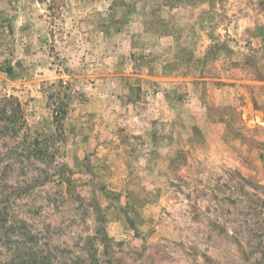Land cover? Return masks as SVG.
I'll use <instances>...</instances> for the list:
<instances>
[{
  "label": "rangeland",
  "instance_id": "obj_1",
  "mask_svg": "<svg viewBox=\"0 0 264 264\" xmlns=\"http://www.w3.org/2000/svg\"><path fill=\"white\" fill-rule=\"evenodd\" d=\"M0 264H264V0H0Z\"/></svg>",
  "mask_w": 264,
  "mask_h": 264
}]
</instances>
